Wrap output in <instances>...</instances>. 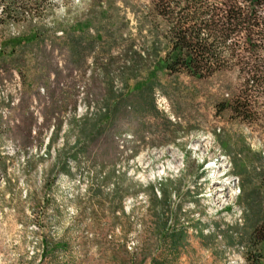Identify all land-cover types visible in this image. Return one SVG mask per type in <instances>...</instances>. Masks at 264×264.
Wrapping results in <instances>:
<instances>
[{
  "label": "rangeland",
  "instance_id": "374dc122",
  "mask_svg": "<svg viewBox=\"0 0 264 264\" xmlns=\"http://www.w3.org/2000/svg\"><path fill=\"white\" fill-rule=\"evenodd\" d=\"M35 2L0 24V83H21L16 106L0 96V264H246V254L264 264V244L251 240L264 217V94H233L244 83L234 69L169 73L166 23L149 0ZM37 26L59 80L40 81L34 43H16ZM68 36L92 45L72 69ZM98 81L114 95L157 84L159 116L142 138L124 133L125 148L117 138L112 161L76 155L81 129L104 110ZM238 97L249 121L217 111Z\"/></svg>",
  "mask_w": 264,
  "mask_h": 264
},
{
  "label": "trees",
  "instance_id": "16d2710c",
  "mask_svg": "<svg viewBox=\"0 0 264 264\" xmlns=\"http://www.w3.org/2000/svg\"><path fill=\"white\" fill-rule=\"evenodd\" d=\"M33 1L38 3V0H0V24L25 19V12ZM149 1L166 23L170 46L164 62L169 73L182 71L202 79L234 69L244 83L233 94H247V86L264 94V0ZM33 31L30 37L24 34L16 43L22 48L34 43L40 81L49 72L53 73L55 80H59L61 72L53 63L52 49L48 50L44 42L46 30L37 26ZM49 44L50 48L60 46L52 40ZM65 45L68 46L69 69L79 67L88 49L92 48L91 43L83 46L82 38L74 36H68L62 44ZM111 66L109 62L101 65L102 73H108ZM156 86L149 81L138 90L114 95L111 90L102 89L98 81V96L105 110L88 127L81 129L82 140L75 145L76 155L98 151V157H107L112 161L118 152L116 139L122 134L130 131L142 138L148 127L147 119L159 116L154 97ZM50 98L53 99V94ZM227 107L232 117L249 121L250 116L241 98L229 104L218 103L217 111ZM86 122L84 120L83 123ZM251 240L254 244H264V217L253 226ZM259 260L256 254L245 256L246 264H260Z\"/></svg>",
  "mask_w": 264,
  "mask_h": 264
},
{
  "label": "bare ground",
  "instance_id": "6f19581e",
  "mask_svg": "<svg viewBox=\"0 0 264 264\" xmlns=\"http://www.w3.org/2000/svg\"><path fill=\"white\" fill-rule=\"evenodd\" d=\"M0 13H1V9H0ZM12 29H13V28H12ZM14 34H15V33H14ZM60 64H61V63H60ZM17 76H18V75H17ZM14 81H19L18 77L15 78ZM115 83H116V82H115ZM84 84H86V83H84ZM86 85H87V84H86ZM88 85H89V84H88ZM116 85H117V84H116ZM59 86H60V84H59ZM82 86H83V85H82ZM84 87H85V86H84ZM86 87H87V86H86ZM88 87H89V86H88ZM116 87H117V86H116ZM116 87H115V88H116ZM117 88H118V87H117ZM117 88H116V89H117ZM84 89H85V88H84ZM86 90H87V89H86ZM86 90H85V91H86ZM87 91H88V90H87ZM119 91H120V89H119ZM82 92H83V91H82ZM86 93H88V92H86ZM10 95H11V87H10V89H7V88H5V87H2V90H1V83H0V96H1V98H2V99L4 100V102H5V103H4V104H5L4 107L7 108V109H8V108L11 109L12 107L16 106V105L19 103V100H14V104H12V100H5V98H10ZM81 95H82V94H81ZM73 96H74V95H73ZM84 97H85V96H84ZM85 98H86V97H85ZM89 99H90V98H89ZM92 99H94V98H92ZM0 100H1V99H0ZM86 100H88V99H86ZM90 101H91V100H90ZM78 102H79V101H78ZM80 102H82V101H80ZM1 103H2V101H1ZM75 104H76V103H75ZM75 104H74V106H76ZM86 104H88V103H86ZM86 106H87V105H86ZM93 106H94V105H93ZM83 107H84V108H88L89 106H88V107H85V105H84ZM97 107H98V106H97ZM80 108H82V106L78 105V106H77V110H79ZM100 108H101V107H100ZM95 109H96V108H95ZM77 110H76V111H77ZM85 110H86V109H85ZM87 110H88V109H87ZM99 110H100V109H99ZM104 110H105V109H104ZM104 110H102V112H103ZM76 111H75V112H76ZM89 111H90V109H89ZM67 112H68V111H67ZM77 112H78V111H77ZM80 112H81V111H80ZM91 112H92V111H91ZM95 112H96V111H95ZM95 112H93V113L95 114ZM7 113H8V112H6V111H3V112H2V114L5 115V116L7 115ZM71 113H72V112H71ZM87 113H88V112H87ZM91 115H93V114L91 113ZM91 115H90V116H91ZM99 115H100V113H99ZM66 116L68 117V115H66ZM81 117H82V116H81ZM85 117H86V116H85ZM88 117H89V116H88ZM94 117H95V116H94ZM96 117H97V116H96ZM86 118H87V117H86ZM66 119H67V118H66ZM91 119H92V118H91ZM64 124H65V123H64ZM35 128H36V127H35ZM53 129H54V128H53ZM50 133H51V132H50ZM120 138H121V139H118V144H119V147L122 148V147H123V143H124L127 139H131L132 136H131L130 134L127 133V134H123ZM48 139H49V138H48ZM46 145H47V144H46ZM46 145H45V146H46ZM124 145H125V144H124ZM123 148H125V147H123ZM69 162L72 163V165L74 164L73 161L70 160V159H69ZM69 165H70V164H69ZM72 165H71V166H72ZM74 166H75V165H74ZM221 166H222V165H221Z\"/></svg>",
  "mask_w": 264,
  "mask_h": 264
},
{
  "label": "built area",
  "instance_id": "2783aa9c",
  "mask_svg": "<svg viewBox=\"0 0 264 264\" xmlns=\"http://www.w3.org/2000/svg\"><path fill=\"white\" fill-rule=\"evenodd\" d=\"M5 81L1 82V90L2 87H5ZM11 84V95L10 98H5V100H12V104H14V100H20V91H21V83L20 81H13Z\"/></svg>",
  "mask_w": 264,
  "mask_h": 264
}]
</instances>
